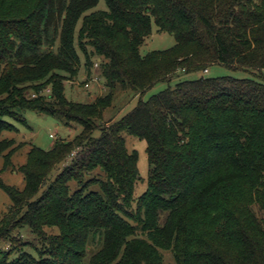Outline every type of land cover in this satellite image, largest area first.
<instances>
[{"label": "trees", "instance_id": "1", "mask_svg": "<svg viewBox=\"0 0 264 264\" xmlns=\"http://www.w3.org/2000/svg\"><path fill=\"white\" fill-rule=\"evenodd\" d=\"M98 2L0 0V134L19 111L81 127L30 148L22 191L1 179L20 146L0 140V244L24 228L38 242L0 264H264V0H104L88 13ZM152 24L175 44L141 55ZM95 64L105 94L69 101L65 83L92 80ZM212 66L245 77L180 79ZM119 94L136 105L102 125ZM125 134L146 144L136 199Z\"/></svg>", "mask_w": 264, "mask_h": 264}, {"label": "rangeland", "instance_id": "2", "mask_svg": "<svg viewBox=\"0 0 264 264\" xmlns=\"http://www.w3.org/2000/svg\"><path fill=\"white\" fill-rule=\"evenodd\" d=\"M106 5L104 0H99L97 6L89 11H105ZM80 23L78 24L79 27ZM77 27V28H78ZM78 30V29H77ZM175 44L174 38L166 33H160L157 28L152 24V31L150 36H148L143 45L140 48V54L145 55L153 51H164L171 48ZM94 74V75H93ZM98 70L94 66L92 71V78L97 80L95 82L92 80H76L65 83L64 93L69 101L75 103H90L96 99L97 96H102L105 94L103 85L101 81H98L96 75ZM199 76L216 78L223 76H231L236 79L244 78L245 75L242 73H232L221 66H212L208 68L207 73H197L191 75H183L180 79L190 80L195 79ZM87 85V86H86ZM164 85H158L151 91L146 93L143 100H147L151 95L157 93L162 89ZM99 90L96 93V89ZM46 93V92H43ZM137 97H129L126 94H119L116 96L112 106L107 108L103 112L102 125H107L106 122L118 120L125 114L130 112L136 105ZM19 119H6L5 121L11 124L16 132L13 131H3L0 134V140H14L16 145L20 146L12 157V168L6 170L1 174V179L3 183L7 186L13 187L18 191H22L25 187V181L23 175L19 172V168L24 164L27 153L31 147H37L42 150H49L53 144L60 140H73L81 133V127L78 125H66L64 121L52 117L40 115L35 112H17ZM52 135L54 138H49ZM98 131H95L93 136L98 137ZM126 141V147L129 151H135L137 153V169L139 173V180L135 185L134 198H138L147 188V180L149 175V168L146 156V144L144 141L136 139L127 134L124 135ZM77 150V151H76ZM78 149L73 151V154L69 155L66 166L70 165L72 160L75 159ZM65 165L59 166L58 170L62 169ZM2 168V161H0V169ZM57 170V171H58ZM56 172V171H55ZM95 174H93L94 177ZM54 176V175H53ZM45 188L41 189L37 196ZM11 206V201L7 194L0 189V218L4 217ZM14 240L16 243L8 241L6 243L0 244V252H7L16 245L17 249H28L24 244H30V246L37 245L35 236H33L27 228L22 229L20 232H14ZM12 252V251H11ZM171 262V260L166 256L165 263Z\"/></svg>", "mask_w": 264, "mask_h": 264}, {"label": "built area", "instance_id": "3", "mask_svg": "<svg viewBox=\"0 0 264 264\" xmlns=\"http://www.w3.org/2000/svg\"><path fill=\"white\" fill-rule=\"evenodd\" d=\"M95 67H97V65H96V64H95ZM204 73H207V70H205V71H204ZM93 80H94L95 82H97V80H95V79H93ZM86 86H87V85H86ZM45 92H46V93H49V91H48V90H47V91H45ZM34 97H35V95H32V98H34ZM49 138H51V139H52V138H54V137H53L52 135H50V136H49Z\"/></svg>", "mask_w": 264, "mask_h": 264}, {"label": "crops", "instance_id": "4", "mask_svg": "<svg viewBox=\"0 0 264 264\" xmlns=\"http://www.w3.org/2000/svg\"><path fill=\"white\" fill-rule=\"evenodd\" d=\"M95 90H96V93H98L99 90H97V88Z\"/></svg>", "mask_w": 264, "mask_h": 264}]
</instances>
